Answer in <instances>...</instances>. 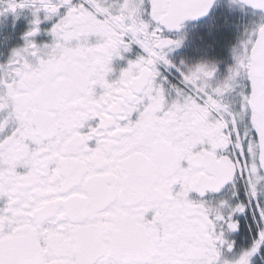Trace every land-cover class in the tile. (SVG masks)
Wrapping results in <instances>:
<instances>
[{
    "label": "snow or ice",
    "instance_id": "6c2138e0",
    "mask_svg": "<svg viewBox=\"0 0 264 264\" xmlns=\"http://www.w3.org/2000/svg\"><path fill=\"white\" fill-rule=\"evenodd\" d=\"M30 10L0 63V264L264 260V0L218 64L169 38L217 0H0ZM43 20L50 44L38 45ZM138 47L119 77L113 61ZM226 187L232 199L209 200ZM250 213L253 243L228 234Z\"/></svg>",
    "mask_w": 264,
    "mask_h": 264
},
{
    "label": "flooded vegetation",
    "instance_id": "af4514ba",
    "mask_svg": "<svg viewBox=\"0 0 264 264\" xmlns=\"http://www.w3.org/2000/svg\"><path fill=\"white\" fill-rule=\"evenodd\" d=\"M5 6L4 3H0V11H3ZM33 20L34 17L31 11L27 9L21 10L18 14L5 12L0 15V63H7L13 50L26 46L24 37L32 30ZM41 20L40 33L32 39L38 45L50 44L52 42V37L48 34V31L52 27V23L44 21L43 14H41ZM201 23L192 21L186 22L185 28L182 31L169 35V38H181L183 40L182 47L171 52L170 57L176 62L184 61L189 67L199 63H217L219 68L217 79L222 81L228 75L227 68L232 63L230 59V49L218 50L212 48L213 46L209 45L210 42H208L206 38L196 39V34L190 33L187 38L184 37V31H192L194 25H199ZM139 52V48L134 47L132 52L124 54L125 59L114 60L112 65L114 71L110 79H117L121 71L127 68L128 60H135ZM208 199L212 201H218L220 199L228 200L233 207L238 203L235 199H232V194L228 187L219 194H209ZM235 219L239 222V231L228 234L227 238L231 241H235L236 251L239 252L252 245L253 232L250 228V213L247 215L237 214ZM254 264H264V260H261V258L257 256L254 258Z\"/></svg>",
    "mask_w": 264,
    "mask_h": 264
},
{
    "label": "rangeland",
    "instance_id": "374dc122",
    "mask_svg": "<svg viewBox=\"0 0 264 264\" xmlns=\"http://www.w3.org/2000/svg\"><path fill=\"white\" fill-rule=\"evenodd\" d=\"M255 18L252 10L246 9L240 4L232 3V0H219L205 22L194 25L192 31L186 30L183 34L185 38L192 33L196 34V39L211 40L210 42L213 41L212 43L216 46L212 48L230 49L242 38L245 26L250 25ZM224 35H228L229 39L226 47L217 43L219 38Z\"/></svg>",
    "mask_w": 264,
    "mask_h": 264
},
{
    "label": "trees",
    "instance_id": "16d2710c",
    "mask_svg": "<svg viewBox=\"0 0 264 264\" xmlns=\"http://www.w3.org/2000/svg\"><path fill=\"white\" fill-rule=\"evenodd\" d=\"M210 41H211V40H209L208 42H210ZM228 41H229V39H228V35H226V36L224 35V36H221V37L219 38V40H218L217 43H219L220 45L222 44L223 47H224V46L226 47ZM212 42H213V41H212ZM212 42H210L209 45H210V46H213V47H216L215 44H213ZM222 46H221V47H222ZM218 50H222V49H221V48H220V49L218 48Z\"/></svg>",
    "mask_w": 264,
    "mask_h": 264
},
{
    "label": "water",
    "instance_id": "95a60500",
    "mask_svg": "<svg viewBox=\"0 0 264 264\" xmlns=\"http://www.w3.org/2000/svg\"><path fill=\"white\" fill-rule=\"evenodd\" d=\"M218 1V0H217ZM250 9V8H249ZM207 17H205V18H201V19H199V20H196V21H192V22H200V21H203L204 19H206ZM187 22H189V21H187Z\"/></svg>",
    "mask_w": 264,
    "mask_h": 264
}]
</instances>
